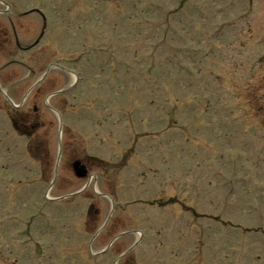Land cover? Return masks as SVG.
I'll return each instance as SVG.
<instances>
[{
    "label": "rangeland",
    "instance_id": "374dc122",
    "mask_svg": "<svg viewBox=\"0 0 264 264\" xmlns=\"http://www.w3.org/2000/svg\"><path fill=\"white\" fill-rule=\"evenodd\" d=\"M3 1L0 264H264V0Z\"/></svg>",
    "mask_w": 264,
    "mask_h": 264
},
{
    "label": "water",
    "instance_id": "95a60500",
    "mask_svg": "<svg viewBox=\"0 0 264 264\" xmlns=\"http://www.w3.org/2000/svg\"><path fill=\"white\" fill-rule=\"evenodd\" d=\"M74 167L76 168V173L78 176L85 177L86 169L83 166H80L79 163H76Z\"/></svg>",
    "mask_w": 264,
    "mask_h": 264
}]
</instances>
